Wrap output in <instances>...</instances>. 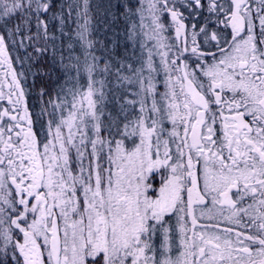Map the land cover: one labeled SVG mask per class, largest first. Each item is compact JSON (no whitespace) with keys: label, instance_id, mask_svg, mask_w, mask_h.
<instances>
[{"label":"snow or ice","instance_id":"1","mask_svg":"<svg viewBox=\"0 0 264 264\" xmlns=\"http://www.w3.org/2000/svg\"><path fill=\"white\" fill-rule=\"evenodd\" d=\"M0 264H264V0H0Z\"/></svg>","mask_w":264,"mask_h":264}]
</instances>
